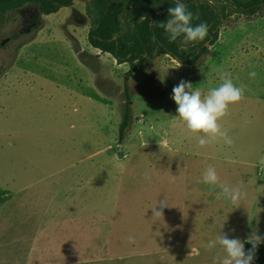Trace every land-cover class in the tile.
<instances>
[{
    "label": "rangeland",
    "instance_id": "1",
    "mask_svg": "<svg viewBox=\"0 0 264 264\" xmlns=\"http://www.w3.org/2000/svg\"><path fill=\"white\" fill-rule=\"evenodd\" d=\"M214 3L231 11L224 1ZM90 25L84 0L52 14L27 4L4 15L0 187L31 183L25 190L28 201L23 204V194L20 205L13 198L5 210L36 213L34 233H39L49 214L61 209L53 197H68V230L74 224L86 231L99 224L82 215L103 211L105 205L97 202L106 199L114 203L117 219H125V235L134 242L128 239L122 252L100 247L98 260L81 264H197L210 257L213 264L218 249L206 244L215 239L221 222L230 238L246 240L258 234L255 227L264 215V174L260 180L257 169L258 157L264 155V12L230 14L198 66L157 55L130 77L128 63L91 46ZM125 26L128 31L129 18ZM193 45L183 48L188 52ZM225 71L245 88L244 98L230 105L222 120L234 144L200 148L176 118L172 89L186 80L206 94L221 83L219 74ZM253 71L255 78L249 76ZM126 81L131 125L119 143ZM209 165L222 181L246 192L239 207L217 199L220 189L202 182ZM155 207L162 216L154 217Z\"/></svg>",
    "mask_w": 264,
    "mask_h": 264
},
{
    "label": "trees",
    "instance_id": "2",
    "mask_svg": "<svg viewBox=\"0 0 264 264\" xmlns=\"http://www.w3.org/2000/svg\"><path fill=\"white\" fill-rule=\"evenodd\" d=\"M86 12L91 19L88 40L92 47L111 54L118 63H128L126 76L130 77L143 63L157 55H170L179 63L198 66L210 53L220 35V27L230 14L256 16L264 12V0H216L224 1L231 11L226 12L214 0H182L193 13L192 25L207 23L208 33L204 40L195 41L186 52L178 37L170 41L168 35L154 21H164L167 9L175 6V0H84ZM74 0H0V24L4 15L27 4H36L40 13L52 14L62 7L71 6ZM129 18V30L125 19ZM194 43V42H190ZM127 103L120 124L119 143H122L131 125L129 84L125 83ZM246 250L251 244L245 245ZM254 264H264V243L256 250Z\"/></svg>",
    "mask_w": 264,
    "mask_h": 264
},
{
    "label": "clouds",
    "instance_id": "3",
    "mask_svg": "<svg viewBox=\"0 0 264 264\" xmlns=\"http://www.w3.org/2000/svg\"><path fill=\"white\" fill-rule=\"evenodd\" d=\"M167 13L166 20L152 23L159 24L170 41L175 42L182 36L180 43L183 46L190 42L204 40L207 36V23L193 26V13L187 9L182 0H175V6L169 7ZM219 76L221 83L217 87L210 88L206 94L199 88L194 89L193 84L186 80H181L172 89L171 99L177 106L176 118L182 121L187 131L197 138L200 148L220 142L228 146L234 144L222 120L229 114L230 105L239 103L244 98L245 88L243 85L234 84L229 72H221ZM249 76L255 78L256 73L250 72ZM249 123L251 121H245V124ZM258 164L264 166V155L258 157ZM144 178L147 181L151 180L148 173H145ZM202 182L213 188H219L217 199L229 200L236 207H239L247 195L239 186H230L222 181L212 165L203 172ZM161 206L167 205L161 202ZM153 210L154 217L162 216V211L156 210V207ZM249 220L251 221L250 216ZM223 228L224 222H221L215 239H210L206 244L209 250L218 249L213 257V264H254L256 250L261 243H264V236L253 232L246 240L230 238L223 232ZM128 239L129 242H134V237L130 236ZM246 243L251 244V248L246 250Z\"/></svg>",
    "mask_w": 264,
    "mask_h": 264
},
{
    "label": "crops",
    "instance_id": "4",
    "mask_svg": "<svg viewBox=\"0 0 264 264\" xmlns=\"http://www.w3.org/2000/svg\"><path fill=\"white\" fill-rule=\"evenodd\" d=\"M257 169L260 180H263L264 166L258 165ZM12 182L7 184H12ZM7 184L5 186L11 187ZM30 184L26 183L25 186L20 184L14 189L0 187V264L89 263L101 257L99 254L100 247L104 252H108L110 249L122 252L124 250L122 246L129 244L125 235V219H117L114 203L106 199L100 200L102 203L97 202L98 205H105L103 211H98L92 215H82L83 217L91 216L92 219H96L99 227L96 228L91 225V228L84 231V228H79L73 224L70 227L73 230L69 231L68 206L66 201L64 203V200L68 197L59 200L53 197L54 204L61 203L59 213L49 214L47 227L41 228L39 233H34V228H36L34 220L37 218L34 214L36 213L26 211L16 214L5 210L8 206V200L13 203V198L18 200L20 205L23 194L26 196V201L23 204L28 201L31 196H27L29 192L25 190L30 188ZM32 184L35 185V183ZM48 201L51 202L52 199L50 198ZM44 202L46 203V201ZM62 207L64 208L63 211ZM139 219H141V214ZM51 220H54L53 227L51 226ZM22 221L27 223H22ZM48 222L50 225H48ZM255 228H258L259 235L264 236V215L257 222ZM133 245L135 246V244ZM193 252L197 254L199 250L193 249ZM106 255L107 253L103 257ZM119 256L122 257V254H119ZM210 259L211 257L204 259L203 263L198 262L197 264H210Z\"/></svg>",
    "mask_w": 264,
    "mask_h": 264
}]
</instances>
